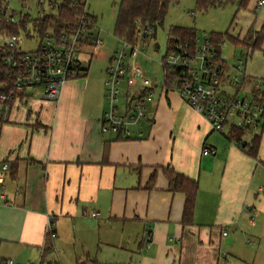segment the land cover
<instances>
[{"label": "crops", "instance_id": "crops-1", "mask_svg": "<svg viewBox=\"0 0 264 264\" xmlns=\"http://www.w3.org/2000/svg\"><path fill=\"white\" fill-rule=\"evenodd\" d=\"M89 80H70L58 101L34 99L28 89L0 122V260L17 264L1 255L13 250L40 254L44 264L50 239L57 248L71 226L75 239L87 230L119 245L141 233L138 264H264L257 261L264 254V128L254 158L156 82L149 118L133 137L102 133L107 90L88 95ZM209 147L215 156L203 155ZM167 167L199 183L189 226L184 194L168 190ZM241 237L258 241L252 262L235 255Z\"/></svg>", "mask_w": 264, "mask_h": 264}, {"label": "built area", "instance_id": "built-area-1", "mask_svg": "<svg viewBox=\"0 0 264 264\" xmlns=\"http://www.w3.org/2000/svg\"><path fill=\"white\" fill-rule=\"evenodd\" d=\"M36 6L37 17L31 18L25 5ZM64 0H0V48L4 75L14 89L25 93L28 89L41 88L42 96L58 101L62 89L70 80L77 79L86 67L84 57L92 59L102 50L103 41L96 33L97 21H93L89 10V0H71L74 8L84 7L83 14L75 22H66L67 28L58 31L56 25L42 30L41 22L46 15L59 16ZM264 0L260 1V5ZM32 8V6H31ZM33 27V32L31 27ZM17 28L16 32L10 29ZM152 27L141 28L139 37H150ZM39 40L35 51H24L20 47L23 40ZM211 38H197L195 44L178 43L167 49L159 62L163 69V88L165 72L173 75V90L211 124L214 131L228 135L232 127L247 130L251 137L258 136L264 128V88L261 86L247 90L250 95H240L246 90L247 78L243 70L244 63L235 66L238 73L231 76L217 57L216 48L222 43ZM191 45H194L191 46ZM130 48V52L128 49ZM134 45L123 41L122 49L111 57L107 69L106 81L109 108L101 119L102 133H115L127 138L134 135V129L143 120L149 118V104L155 97L156 86L144 69L136 63H127V59L136 56ZM125 83V100L120 106L122 89ZM7 86V83L3 88ZM15 96L4 93L0 97V118L5 119L10 112L9 102ZM18 98V97H17ZM135 127V128H134ZM143 134L140 133L139 137ZM246 139V138H245ZM244 143V142H243ZM250 143V141H249ZM217 149L206 148L205 156H215ZM7 169V166L4 167ZM98 217V213H92ZM52 225H49V232ZM52 237L53 234H52ZM149 234L145 241L149 242ZM0 264H15L13 260H0Z\"/></svg>", "mask_w": 264, "mask_h": 264}, {"label": "rangeland", "instance_id": "rangeland-1", "mask_svg": "<svg viewBox=\"0 0 264 264\" xmlns=\"http://www.w3.org/2000/svg\"><path fill=\"white\" fill-rule=\"evenodd\" d=\"M120 3L121 0H89V10L98 19L95 32L100 33L103 45L102 50L92 59L84 57V65L89 68L86 77L90 79L89 86L94 88L89 89L90 93L88 95H91L93 90H95L94 96L97 93L101 94L102 86H104L106 93L105 83L108 80L106 69L109 66L110 56L122 49L123 41L116 35ZM258 3L259 0H251L246 9L235 15L236 8L233 5L213 8L203 13L198 9L195 0L175 1L170 4L163 25L157 26L156 37L146 40L143 37H139L136 45H134L137 49L136 56H130L127 59V63L139 64L153 83L156 84L157 82V84L162 85L164 79L163 69L159 62L166 55L168 49L169 28L171 26L193 28L198 32V37L202 39H209L214 33L225 35L221 46V56L227 63L231 76L235 77L238 74L235 71V66L238 65L239 61H242L244 63V72H247L252 79L251 85L247 83L246 88L248 89L249 86H261L264 88V39L260 49L247 55L245 49L227 38V35H230V37L242 41L250 30L256 32L262 30L264 26V5L259 6ZM31 6L27 2L25 9L29 11L31 18H35L37 17V9L35 5L33 6L32 4ZM29 27H31L33 32V27ZM38 46L39 40L37 39L23 40L20 43V47L27 52L35 51ZM128 52H130V48ZM86 77L82 76L78 77V79L84 80ZM121 89L123 93L120 106H123L127 89L125 83L121 84ZM42 92L41 88L33 89L31 91L33 94L32 98L41 99ZM240 95L244 96L246 94L240 91ZM105 98L107 99V111L109 108L107 93ZM249 137L251 136L249 135L246 139L248 140ZM66 232L67 235L60 237L59 246L53 248L51 252L48 250L50 253H47L43 258L44 264H138L139 262L138 254L141 251H138L137 247L139 248L142 242V239H140L141 233L139 240L138 238L134 239L137 246L134 244L135 241L129 244L127 242L128 239H126L119 247L118 241H113V243L106 241V236L100 240L98 232L90 235L86 230L85 234L78 236L77 239H75V233L71 226L67 228ZM248 240L250 241L246 237L237 239L235 255L238 257L244 256V258L252 262L255 251H257L256 248L259 245L258 241L251 239L252 244H250ZM128 245H131L134 249H131V251L127 250L128 247L126 246ZM1 255L5 259L16 260L17 264H40V254L24 253L19 257V255L15 256L13 250H10L6 254L1 253ZM262 258H264V254L263 256L260 255L257 261L261 262ZM25 260L26 262L24 263Z\"/></svg>", "mask_w": 264, "mask_h": 264}, {"label": "trees", "instance_id": "trees-1", "mask_svg": "<svg viewBox=\"0 0 264 264\" xmlns=\"http://www.w3.org/2000/svg\"><path fill=\"white\" fill-rule=\"evenodd\" d=\"M179 0H121L119 17L116 25V35L122 41H126L131 45H136L138 34L141 28L152 27L154 33L148 37L145 36L144 39H153L156 37V28L164 23L166 14L170 7V4ZM198 9L206 13L210 9L225 7L228 5H233L236 8L235 15L238 14L243 9H246L251 0H195ZM84 7L74 8L71 6V0H64L61 13L59 16L46 15L43 17L41 26L42 30H47L49 26L56 25L58 31H62L67 28L66 22H75L83 14ZM93 21H97V17H92ZM235 19V18H234ZM234 21V20H233ZM17 28L10 29L11 32H16ZM198 38V32L193 28L171 26L168 31V49L174 48L178 43H189L195 44ZM227 38L234 43L240 45L248 54L253 51L260 49L261 44L264 39V26L261 31L256 32L250 30L246 38L242 41L236 40L230 35ZM211 39L216 44L224 41L225 35L222 34H212ZM194 47V45H191ZM5 50L0 48V97L4 93L12 94L15 96L14 100L9 102L10 108L13 106L16 98L25 96L24 93H20L14 89L10 80L8 81L4 75V68L2 65V57L5 54ZM217 57L221 59V63L225 68H229L225 60L221 56V48H216ZM89 71L88 67L83 69V73L79 76H87ZM165 84L167 90L173 89V75L165 72ZM247 80L252 81L251 78ZM7 83V86L5 84ZM6 119L2 116L0 122H5ZM246 129L232 127L228 139L237 143L242 147V149L250 156L256 158L258 157V151L260 147V136H253L250 139V143L244 142V139L248 137ZM244 142V143H243ZM166 177L168 179V190L170 192L182 193L185 196V203L182 215V223L184 226H189L194 222V215L196 209V201L199 190V183L185 175L177 173L174 169L167 167L165 168ZM155 175L153 174L150 178V186L154 182ZM52 236L53 233H49ZM52 239H50V244L48 245L44 254H47L52 248ZM49 250V251H48Z\"/></svg>", "mask_w": 264, "mask_h": 264}]
</instances>
